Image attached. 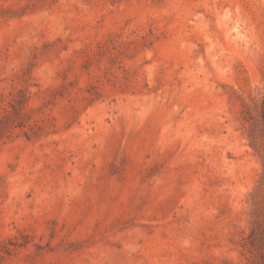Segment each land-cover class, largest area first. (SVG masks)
<instances>
[{
	"label": "rangeland",
	"instance_id": "rangeland-1",
	"mask_svg": "<svg viewBox=\"0 0 264 264\" xmlns=\"http://www.w3.org/2000/svg\"><path fill=\"white\" fill-rule=\"evenodd\" d=\"M0 9V264H264V0Z\"/></svg>",
	"mask_w": 264,
	"mask_h": 264
},
{
	"label": "trees",
	"instance_id": "trees-1",
	"mask_svg": "<svg viewBox=\"0 0 264 264\" xmlns=\"http://www.w3.org/2000/svg\"><path fill=\"white\" fill-rule=\"evenodd\" d=\"M5 10L0 9V16H3V12ZM8 12V11H7ZM9 16H13V13H9ZM29 100V95L23 91V90H17L14 94L11 95L9 98V101L7 102V106H4L3 109V114L1 115L0 118V134L2 135L6 131H8L12 127H21L24 125L26 118H28L26 112H24L25 106ZM2 102V99L0 97V103ZM6 107H9L7 109ZM262 110V109H261ZM261 116H264L263 112L261 111ZM242 120L244 122H249V120H252L254 117L250 113V110L246 108L243 112L242 115ZM254 125V122L250 123L249 125V130H253L252 127ZM26 137H30L31 134H33V131L29 132H24ZM257 137L253 135V133H249V143L253 146L256 147L258 145V141L256 139ZM257 234V231L252 228L250 231L249 236H254ZM255 237V236H254ZM252 243H254V239L252 240Z\"/></svg>",
	"mask_w": 264,
	"mask_h": 264
}]
</instances>
